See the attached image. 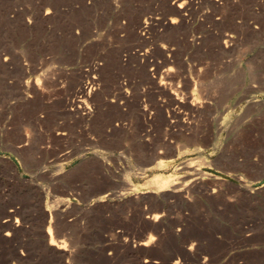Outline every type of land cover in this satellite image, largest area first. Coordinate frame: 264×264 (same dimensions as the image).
I'll return each instance as SVG.
<instances>
[{
  "label": "rangeland",
  "instance_id": "374dc122",
  "mask_svg": "<svg viewBox=\"0 0 264 264\" xmlns=\"http://www.w3.org/2000/svg\"><path fill=\"white\" fill-rule=\"evenodd\" d=\"M181 5L0 0V264H264V0Z\"/></svg>",
  "mask_w": 264,
  "mask_h": 264
},
{
  "label": "bare ground",
  "instance_id": "6f19581e",
  "mask_svg": "<svg viewBox=\"0 0 264 264\" xmlns=\"http://www.w3.org/2000/svg\"><path fill=\"white\" fill-rule=\"evenodd\" d=\"M162 1L168 2L171 5H175V11L179 15V17L178 16H172V17H169L168 18V21L167 22H162L163 21L162 18L148 16V17L144 18L143 21L140 24L141 27L139 29L142 32L143 31L145 32L154 23V21H156L157 23H161L163 25H164V23H166L167 25H176V23L182 18V15H183L182 14L183 13V9H181L182 0H171V1H169V0H162ZM211 1L216 2L218 0H211ZM52 11L53 10L49 6H47V7L44 8L43 14L44 15H47V14L51 13ZM28 16L33 17L32 14H29ZM233 40H234V35L232 33H225L223 35L222 42H223L224 46H228V44H230V42H232ZM161 47H162V49L164 51L165 50H168V46H166L165 44H162ZM141 54H143L144 57H147V54L146 53H141ZM95 83H96L95 77L91 78L90 80L81 81V85L79 84V86L75 89V93H79V94L82 93V94H80V95H76L75 94V97L71 100V105L73 106L74 104L77 103V107L80 108V107H83V104H84L85 109L88 108V105L86 104V101H85V97H88L89 95H91L92 90H93V86H94ZM159 84L161 85V83H159ZM163 88H164V86H163ZM174 102L177 103L179 107H182L184 109H189L190 111H198L200 109V107L203 106V103L200 102V101H197V100L193 99L191 101L189 100V102L188 101L186 102L184 99H182L178 95H175ZM89 110H87L88 113H90ZM163 112H161V115L163 116V119H164L165 124H166V127L164 129L163 134H164V138L166 139V137L168 136V134L172 131V129H171V125L172 124L170 122H173V121H171L168 118H166L167 115L165 116L163 114ZM193 141L195 142V144L198 143V141L195 140V139ZM25 144H26V141L21 140L18 146H23ZM163 188H164L163 183H158L156 185V190L157 191H161ZM99 199L101 200L103 198L99 197ZM10 215H11L10 213L9 214H6V216H10ZM145 217H146V219H147L148 222H151V223L155 224L157 227L161 225V222H157V221H159L161 219L160 214H158V213H150V214L146 215ZM44 219L46 220V214H45ZM8 220H10V219H8V218L5 217L4 221H8ZM16 226H17V224H12L10 226V229L14 230L16 228ZM46 226L47 227L45 229V234L48 236L47 243L49 245H51V246H54L56 249L61 250L62 251V255H64V256H70L71 255V251H69L65 247L63 239L62 240H59V241H56L53 238L52 231H51V222H50V220L48 221V224ZM9 235H10V233L8 231L5 232V236H9ZM149 241H151V238L149 240H146V241H140V242H138V244L139 245H142V246L143 245H147L149 243ZM16 258L19 261L20 260H23L24 259V253L20 251L19 253H17ZM145 263H148L149 264V263H151V261L150 260H145ZM63 264H70V263L65 260V262ZM173 264H179L178 260H174L173 261Z\"/></svg>",
  "mask_w": 264,
  "mask_h": 264
}]
</instances>
